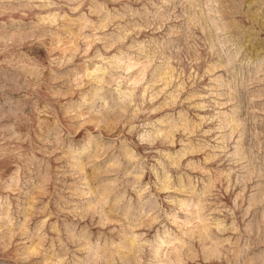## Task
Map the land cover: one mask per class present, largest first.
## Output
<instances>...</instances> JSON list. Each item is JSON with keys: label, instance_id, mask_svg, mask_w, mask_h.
<instances>
[{"label": "clouds", "instance_id": "clouds-1", "mask_svg": "<svg viewBox=\"0 0 264 264\" xmlns=\"http://www.w3.org/2000/svg\"><path fill=\"white\" fill-rule=\"evenodd\" d=\"M0 264H264V0H0Z\"/></svg>", "mask_w": 264, "mask_h": 264}]
</instances>
